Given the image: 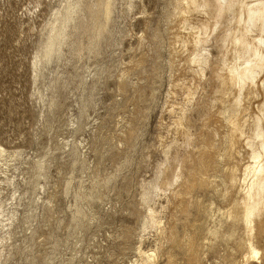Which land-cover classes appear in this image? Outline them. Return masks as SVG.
<instances>
[{"label":"rangeland","instance_id":"rangeland-1","mask_svg":"<svg viewBox=\"0 0 264 264\" xmlns=\"http://www.w3.org/2000/svg\"><path fill=\"white\" fill-rule=\"evenodd\" d=\"M66 1L0 0V264H143L154 254L156 264H189L190 241L196 264H264V232L255 238L261 256L251 259L248 232L235 219L262 84L251 86L237 116L246 136L233 155L223 144L202 169L205 184L198 178L184 196L186 214L176 207L175 191L183 186L168 187L175 173L195 168L209 137L200 112L217 89L209 67L201 75L189 67L193 50L181 40L206 39L204 48L216 60L219 30H203L214 27L213 14L189 8L177 14V0H114L94 47L93 33L80 24L87 26V6L95 0H83L76 28L48 63L50 24ZM231 92L218 94L224 100L213 112L231 105ZM184 114L189 119L182 126ZM146 191L152 192L147 201ZM152 214L159 226L149 224ZM163 228L175 230L178 247L166 241Z\"/></svg>","mask_w":264,"mask_h":264},{"label":"bare ground","instance_id":"bare-ground-1","mask_svg":"<svg viewBox=\"0 0 264 264\" xmlns=\"http://www.w3.org/2000/svg\"><path fill=\"white\" fill-rule=\"evenodd\" d=\"M94 3L95 4L91 7L87 6L88 12H89V18L91 19V21H89L90 19L88 20L86 18L88 20V22L86 23L87 26L85 25L84 22L82 23V20H81L80 25H81V27L83 26V27L88 29V30L87 29H85V30L93 33L92 42L95 41L93 44V46L95 47L96 44L98 45L99 38L101 39V36L106 31V28L112 19L111 15L113 13V6H114L115 2H114V0H95ZM85 4L86 3H84L83 0H67L66 1V5L63 8V10L56 15L55 21L52 24H50L51 26H50V29L48 32L49 37H48V41H47V44L45 45V49H44L45 50L44 51L45 54L43 57L44 61L49 63L51 57L54 54H60L62 52V47H63L64 43L72 35V33L70 32L71 33L70 34L69 31L71 29L76 28V23H77V21H79V18H80L79 14H80V12L83 11ZM185 8L193 9L195 11L202 9L204 12H206V14H208V13H211V15L213 14V16H214L213 17V19H214V25L213 26L214 27H212V29H211V27H209L211 25H206L203 27V30H205V33H208V31L214 32V31L219 30L217 32V37H218L217 39L219 41L216 39L217 43H218V44L217 43L216 44H217V47L219 46V49H220L219 57H217L216 60H213L210 58V54L208 53V51H206V49L204 48V45L206 43V39L199 38V36H198V38H195V35H194V41H188L189 39L185 40V41L181 40V44L183 45L184 49L192 47L191 51L193 50V54L188 59L189 60V67L192 68V66H196L198 69L197 70L198 75L199 74L201 75V73L207 67H209L211 74H212L211 75L212 76L211 81L214 85L213 88L215 87L214 89H217V91H214L215 96L211 97V95H210L211 98H209V99L207 98L208 100H206L208 102L202 103L203 107L201 109V112L199 110V112L201 113V116H202L201 119L204 120L206 128L208 129V132H209V137H207V138L204 137L203 141H201L203 144L202 148H203V150H205V151H203L204 154L203 155L201 154L202 156H200L198 158V161L196 163L197 167L194 166L195 168H193V166H191L193 163L192 159L194 158L193 157L194 153H193L192 154L193 158H191V156L189 157V160L191 159V162H192V163H190L189 167L191 166L193 169L191 168V170L188 171V174L184 173L185 171L184 172L180 171V172L175 173V176H173L174 178H172L173 179L172 182L168 185V187L170 189L172 187L175 188V186H177L178 184L183 186L184 190H180V191L177 190V192L175 191V197H176V199H178V202L176 201L177 202L176 205H178V206H176V207H178V210L182 211V213L184 212L186 214L187 208H186V206L185 207H183V206L186 205V202L184 203V201L188 198H185V197L189 196V194L191 193V191L193 190V188L196 185L197 186L199 185V183H197V181H196L198 178H200L201 182L204 181V184H205L206 178H205V180L202 181V176L204 174V171H202V169L204 167H210L209 164L212 163L214 160L213 155L215 156L216 153L219 152V149L223 146V144L228 146V149H230L228 151H231L230 154H232L231 149H234L237 144L240 145L239 141H241V137L246 136L245 131L248 128L246 126L247 129L244 130L245 128L242 125L243 123H242V121H241V123L239 122L240 119H237V116L240 115L239 113L241 112V109L244 107L243 106L244 105L243 104L244 98H246L247 95L250 96V94L251 95L253 94L254 90H252L251 86L255 87L256 85L262 84V86L264 88V0H250L249 2H248V0H177L176 1L175 10L178 11L177 14H181L183 12V10L185 13V11H186ZM177 14L175 15V17H177ZM231 16H232L233 20L230 19ZM84 20H85V16H84ZM87 20H85V21H87ZM233 21L235 22L234 26L232 25ZM208 24H210V23H208ZM215 27H217V30L215 29ZM237 31L239 32L238 34H237ZM191 39H193V38L191 37ZM230 45L232 47L230 48V51H229L228 46H230ZM174 46H177V45H174ZM173 53H175V52L173 51ZM174 55L176 56V53ZM174 55H173V57H174ZM179 55H181V54H179ZM179 55H178V58H180ZM231 57H233L236 61L233 65L230 64L231 63L230 60L233 61V59H231ZM173 64H175V63H173ZM194 71H196V70H194ZM196 79H197V77H196ZM180 86H181V83H180ZM216 87H218V88H216ZM198 88H199V86H198ZM225 91L226 92L230 91V94H232L231 91L235 92L234 93L235 96H234L233 100L231 99L232 100L231 101L229 99L231 101V103L228 102L231 105H229L227 108L223 107V109H222V107H218L217 111L215 110L216 112H213L217 103L220 102V104H222V101L224 100L223 97L218 96V94L220 92L222 94ZM257 91H259V90H257ZM258 93L262 94L261 92H258ZM192 96L193 95H191V97ZM228 96H230V95H228ZM251 97H253V96H251ZM261 98H264V97H261ZM247 100L248 99H246V102H247ZM227 101H228V99H227ZM246 102H245V104L247 106ZM219 108H221V110ZM184 110H185V108H184ZM260 112H261V115L256 116L255 119L252 121L253 123H251V121H250L251 126H249L247 124L250 128L249 134H251V135L247 137L248 139H247V143H246L247 146L246 147L251 149L250 154H251L252 162H251L250 167H248L246 170L244 169L245 170V173H244L245 191L243 193L244 195L242 196V200L239 203H237V205H238L237 207H238V209H240V212H236V214L233 212H232L233 213L232 214L230 212V214H232V216L235 214V219H236V217L238 218V220L240 219V221L242 222V224H244V226L248 232L247 239H249V243L247 242V244L249 245V251L248 252L250 254L251 259L256 258L260 255V251L255 244V238L257 237L256 235L258 234L257 231L260 233L264 232V102H263V105L260 109ZM188 117L186 114H184L183 116H181L179 118L180 122H178V123H180L183 126L186 122H188V119H189ZM213 117H215L214 120H212ZM244 122L247 123L248 121H244ZM223 123H225L228 126V132H227V135H225L224 141H223L224 133L221 134L222 132H220V131L224 130V129L220 130V128L223 127L222 126ZM179 128H180V126H179ZM206 133H207V130H206ZM200 140H202V137L200 138ZM192 141H194V140H192ZM187 142L189 143L190 140ZM195 142H193V143H195ZM190 144H191V142H190ZM239 145L237 147H239ZM195 147H196V145H195ZM193 148H194V146H193ZM199 148L201 149V147H199ZM199 148H197V150H199ZM223 148H225V147H222V149ZM171 150H173V149L171 148ZM221 151L223 152V150H221ZM170 153H171V151H170ZM200 153L201 152H199V154ZM167 154L169 155V152H167ZM217 155H219V154H217ZM193 160H195V158ZM163 171L164 172H162L163 176L161 179L162 180L161 184L165 183L166 182L165 179L167 178V175H166L167 171L166 170H163ZM205 174H206V171H205ZM229 177H230V175H229ZM231 180H233V182L237 183L235 176H233ZM201 184H203V183H201ZM159 186L160 185H158V188L161 187V186L160 187ZM230 187H231V185H230ZM178 188H180V187H178ZM170 189H169V191H170ZM175 189H177V188H175ZM151 193H150V191H146L144 196H142V197H145V199L147 201V198H148L147 196H149V194H151ZM173 195L174 194L172 192L170 198H172ZM185 195H187V196H185ZM184 198H185V200L183 201ZM171 201H173V200H171ZM187 203H188V201H187ZM170 205H172V204H170ZM174 206H175V204H174ZM178 210H176V211H178ZM155 214H156V212H155ZM156 217H157V215H156ZM156 217L154 216V214H152L150 216L149 224L159 226L158 219ZM171 226H172V224H171ZM171 229H172V227H171ZM164 230H165V228H163V230L161 229L160 231H164ZM168 230H170V229H168ZM167 232H169V233H167ZM162 234H163V237L166 239V241L170 242L172 245L177 246V243H179L178 242L179 240L177 241L175 230L174 231L173 230H171V231L166 230V231L162 232ZM0 241H2V240L0 239ZM181 243H183V242H181ZM186 243H187V241H186ZM171 244H169V246ZM188 245H189V250H190L189 252L191 253L190 254L188 252L190 254L189 264H196L197 259H196V256L194 255V250H195L194 242L190 241V244H187V247H188ZM257 245H258V243H257ZM0 256H1V254H0ZM146 258H145V260H143V264H156L158 261V257L155 254L151 255V256H147ZM169 264H172V262L170 261Z\"/></svg>","mask_w":264,"mask_h":264}]
</instances>
